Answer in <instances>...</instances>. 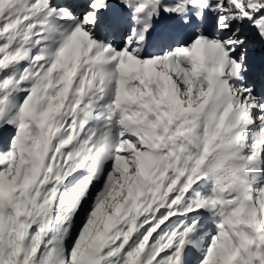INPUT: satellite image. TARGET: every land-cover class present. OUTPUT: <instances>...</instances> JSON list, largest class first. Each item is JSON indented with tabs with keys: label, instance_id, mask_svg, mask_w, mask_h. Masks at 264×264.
<instances>
[{
	"label": "snow or ice",
	"instance_id": "6c2138e0",
	"mask_svg": "<svg viewBox=\"0 0 264 264\" xmlns=\"http://www.w3.org/2000/svg\"><path fill=\"white\" fill-rule=\"evenodd\" d=\"M0 264H264V0H0Z\"/></svg>",
	"mask_w": 264,
	"mask_h": 264
}]
</instances>
